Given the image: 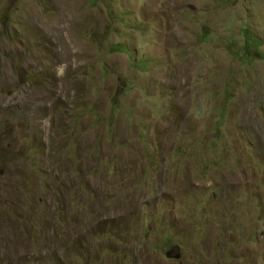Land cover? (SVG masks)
<instances>
[{"label": "rangeland", "instance_id": "obj_1", "mask_svg": "<svg viewBox=\"0 0 264 264\" xmlns=\"http://www.w3.org/2000/svg\"><path fill=\"white\" fill-rule=\"evenodd\" d=\"M0 264H264V0H0Z\"/></svg>", "mask_w": 264, "mask_h": 264}, {"label": "bare ground", "instance_id": "obj_2", "mask_svg": "<svg viewBox=\"0 0 264 264\" xmlns=\"http://www.w3.org/2000/svg\"><path fill=\"white\" fill-rule=\"evenodd\" d=\"M57 100V99H56Z\"/></svg>", "mask_w": 264, "mask_h": 264}]
</instances>
